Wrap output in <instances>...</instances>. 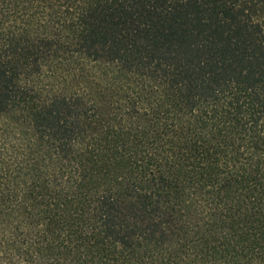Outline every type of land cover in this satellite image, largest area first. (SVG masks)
Segmentation results:
<instances>
[{
    "label": "trees",
    "instance_id": "1",
    "mask_svg": "<svg viewBox=\"0 0 264 264\" xmlns=\"http://www.w3.org/2000/svg\"><path fill=\"white\" fill-rule=\"evenodd\" d=\"M0 264H264V0H0Z\"/></svg>",
    "mask_w": 264,
    "mask_h": 264
}]
</instances>
